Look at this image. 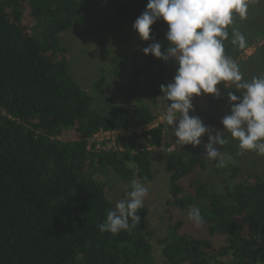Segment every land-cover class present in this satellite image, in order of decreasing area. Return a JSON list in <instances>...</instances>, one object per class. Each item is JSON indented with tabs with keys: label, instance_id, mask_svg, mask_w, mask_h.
I'll list each match as a JSON object with an SVG mask.
<instances>
[{
	"label": "trees",
	"instance_id": "16d2710c",
	"mask_svg": "<svg viewBox=\"0 0 264 264\" xmlns=\"http://www.w3.org/2000/svg\"><path fill=\"white\" fill-rule=\"evenodd\" d=\"M103 2L0 0V264H264V156L242 152L227 131V146L217 145L234 159L225 167L207 159L204 144L187 155L189 145L164 154L170 194L164 234L149 225L145 204L138 210L141 222L130 230L100 232L107 210L126 198L133 179H155L153 149L162 146L164 125L145 129L165 115L160 86L173 81L178 67L143 52L153 42L162 51L169 46L163 20L152 26L150 41L133 28L148 0H111V21L131 28L142 49L127 64L119 60L114 71L129 77L120 90L132 105L96 107L95 96L71 72L63 35ZM249 8L260 22H250ZM248 9L246 18L234 16L224 41L225 54L241 71L243 51L264 35V0H249ZM27 12L33 26L25 22ZM233 28L244 35V48L231 43ZM250 63L251 79L264 75V46ZM105 81L102 75L99 89ZM66 128L77 139H60ZM114 131H130L118 139L123 150L91 146L96 134ZM209 168L217 187L196 177ZM190 207L200 208L206 238L185 233V222L175 218L174 211ZM217 237L224 244L216 246Z\"/></svg>",
	"mask_w": 264,
	"mask_h": 264
},
{
	"label": "clouds",
	"instance_id": "9594fccd",
	"mask_svg": "<svg viewBox=\"0 0 264 264\" xmlns=\"http://www.w3.org/2000/svg\"><path fill=\"white\" fill-rule=\"evenodd\" d=\"M248 7L249 0H148L146 9L133 24L140 38L150 41L152 26L160 20L167 23V50L162 51L160 42L143 48L145 55L165 62L171 59L178 65L173 81L160 86L161 98L167 102L166 113L160 119L172 126L171 131L178 138L175 143L180 145L200 146L207 134L204 154L207 159L217 161V168L233 160L230 154L217 148L228 143L222 135L225 131L239 141L242 152L254 151L264 156V75L244 80L238 63L225 54L224 48L234 16L246 18ZM231 37L233 45L245 47V37L239 30L233 28ZM222 82L226 89L235 88L241 95L227 92L231 109L221 120L224 130L217 131L190 112L195 111L192 102L195 96H219L217 86ZM130 188L125 199L107 210L105 222L98 226L100 232L116 235L141 222L138 210L144 206L149 191L135 179ZM187 215L197 227L204 223L199 207H190Z\"/></svg>",
	"mask_w": 264,
	"mask_h": 264
},
{
	"label": "rangeland",
	"instance_id": "374dc122",
	"mask_svg": "<svg viewBox=\"0 0 264 264\" xmlns=\"http://www.w3.org/2000/svg\"><path fill=\"white\" fill-rule=\"evenodd\" d=\"M110 7L111 0H104L101 5L91 10L87 22L66 31L63 35V44L69 50L68 57L71 62V72L74 74L79 84L90 94L95 96L96 101H98L96 107L101 110H108L118 105H132L123 96L120 90L128 82L129 77H116L114 71L119 60L127 64L135 55L140 54L142 49L139 39L131 28L120 21H111ZM261 12H263V10H261ZM248 15L252 23L257 18L258 13L250 9ZM25 22L29 26L34 25L28 12L25 14ZM255 22L260 21L256 19ZM259 39H264V35L262 37L260 35L255 42ZM254 56L255 54L242 59V63L246 64H244L245 67L241 71L243 76L246 77L244 80H251V68H253V65L250 62H252V57ZM102 75H105L106 81L99 89L97 84H99ZM217 87L220 90L219 96L207 94L206 97H202L201 95L193 98L192 102L195 111L190 112V115L198 116L205 125L212 126L217 131H223L224 126L221 123L223 114L231 109V104L227 98V92L229 90L233 91V88L226 89L223 82ZM230 87L234 86L230 85ZM233 92L239 96V93L235 90ZM110 99L113 100L112 103L107 102ZM161 124L164 125L165 138L162 146L160 148H154L155 150H153L155 179L151 183L143 184L149 191L144 201V204L150 209L149 225L157 231L158 235L164 234L169 225V221L167 220V201L170 198V194L164 154L169 152V148L174 151L180 145L175 143V140L178 138L173 135L171 131L172 126H168L164 121L159 125ZM224 134L225 132L222 133V135ZM60 139L64 141H73L77 139L75 130L66 128ZM207 142L208 137L207 134H205V136L202 137V144ZM195 147L192 145L186 147L185 154L187 155V153L194 150ZM196 177L203 179L211 186L217 187V178L212 168L206 171H199ZM174 216L176 219H181L185 222L183 227L185 233L200 238L207 237L206 228L202 225L197 227L188 219L187 213L174 211ZM213 241L216 246H220L224 244L225 240L223 237H217L214 238ZM154 248L157 260H160L161 247L154 243Z\"/></svg>",
	"mask_w": 264,
	"mask_h": 264
},
{
	"label": "built area",
	"instance_id": "2783aa9c",
	"mask_svg": "<svg viewBox=\"0 0 264 264\" xmlns=\"http://www.w3.org/2000/svg\"><path fill=\"white\" fill-rule=\"evenodd\" d=\"M264 45V39L258 40L254 42L250 47H247L242 55L240 60L248 58L255 54L262 46ZM207 94H202V97H206ZM196 97V96H195ZM162 123V120L159 118L157 123L152 126H148L145 130H151L155 127H158L159 124ZM162 125V124H161ZM144 131V128H139L136 132L141 133ZM130 134V131H114V132H100L94 136L91 140V146H93L96 150H113V151H121L124 149L123 145L118 142L120 138H126ZM96 146H94V145ZM155 150V149H153ZM169 151V150H168ZM173 150L169 151L172 152Z\"/></svg>",
	"mask_w": 264,
	"mask_h": 264
}]
</instances>
